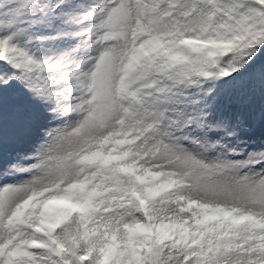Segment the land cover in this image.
<instances>
[{
	"label": "snow or ice",
	"instance_id": "snow-or-ice-1",
	"mask_svg": "<svg viewBox=\"0 0 264 264\" xmlns=\"http://www.w3.org/2000/svg\"><path fill=\"white\" fill-rule=\"evenodd\" d=\"M0 264H264V0H0Z\"/></svg>",
	"mask_w": 264,
	"mask_h": 264
}]
</instances>
